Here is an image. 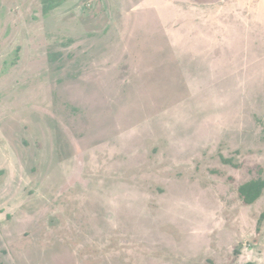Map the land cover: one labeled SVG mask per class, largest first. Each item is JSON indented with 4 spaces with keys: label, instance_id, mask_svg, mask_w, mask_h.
I'll use <instances>...</instances> for the list:
<instances>
[{
    "label": "rangeland",
    "instance_id": "374dc122",
    "mask_svg": "<svg viewBox=\"0 0 264 264\" xmlns=\"http://www.w3.org/2000/svg\"><path fill=\"white\" fill-rule=\"evenodd\" d=\"M258 179L264 0H0V264H264Z\"/></svg>",
    "mask_w": 264,
    "mask_h": 264
},
{
    "label": "trees",
    "instance_id": "16d2710c",
    "mask_svg": "<svg viewBox=\"0 0 264 264\" xmlns=\"http://www.w3.org/2000/svg\"><path fill=\"white\" fill-rule=\"evenodd\" d=\"M264 188V179L253 180L247 182L238 187V192L242 197V201L246 204L253 203L261 194L262 189ZM260 220L264 219V212L260 215ZM253 264V263H246Z\"/></svg>",
    "mask_w": 264,
    "mask_h": 264
},
{
    "label": "crops",
    "instance_id": "0c3cea01",
    "mask_svg": "<svg viewBox=\"0 0 264 264\" xmlns=\"http://www.w3.org/2000/svg\"><path fill=\"white\" fill-rule=\"evenodd\" d=\"M263 191H264V188L262 189V193L260 194V196L255 200V201H257L260 197H262L263 198ZM255 201L253 202V203H255ZM243 202V201H242ZM244 203V202H243ZM253 203H251V204H246V203H244V205H252ZM263 220V219H262ZM241 242H244V238H243V240L241 241ZM241 257V256H240ZM235 259L237 260V261H239V257H235ZM251 260H249V261H240V264H246V263H249Z\"/></svg>",
    "mask_w": 264,
    "mask_h": 264
}]
</instances>
